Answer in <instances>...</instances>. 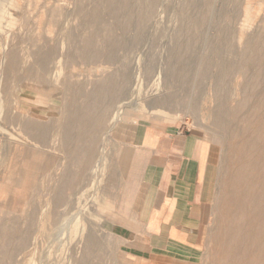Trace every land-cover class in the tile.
<instances>
[{
    "label": "rangeland",
    "instance_id": "1",
    "mask_svg": "<svg viewBox=\"0 0 264 264\" xmlns=\"http://www.w3.org/2000/svg\"><path fill=\"white\" fill-rule=\"evenodd\" d=\"M172 140L200 160L193 229L135 230L196 264H264V242L229 241L252 211L242 165L264 175V0H0V264H129L111 226L153 209L152 142Z\"/></svg>",
    "mask_w": 264,
    "mask_h": 264
},
{
    "label": "crops",
    "instance_id": "2",
    "mask_svg": "<svg viewBox=\"0 0 264 264\" xmlns=\"http://www.w3.org/2000/svg\"><path fill=\"white\" fill-rule=\"evenodd\" d=\"M192 147V141L184 145L173 140L152 142L151 149L156 151L157 156L151 158L149 166L145 169V174L140 166L143 159L141 152L129 151L123 156L122 164L127 168L126 174L129 179L126 189L129 196L141 197L139 181L142 174L149 184L153 185L155 182L153 179L156 177L158 180L151 211L148 210L145 212L146 214H143L142 209H139L141 216L137 221L133 220V223L129 225L122 221V223H114L111 226L116 236L121 239V254L129 264H196L184 257L191 251L189 245H178L179 250L175 251L172 247L173 244L166 246L157 244L153 239L135 230H163L166 232L172 228L170 224L176 222L181 228L188 229L190 227L193 229L191 219L195 211L190 204L194 203V198L197 196L201 165L198 157L192 159L189 156ZM214 152L215 150L211 149L209 164L205 172L207 186L215 183ZM158 175H160L159 179ZM141 203L143 204V202ZM111 205L113 209V204L111 203ZM161 238H165L164 233ZM174 254L180 255V258L174 257Z\"/></svg>",
    "mask_w": 264,
    "mask_h": 264
},
{
    "label": "bare ground",
    "instance_id": "3",
    "mask_svg": "<svg viewBox=\"0 0 264 264\" xmlns=\"http://www.w3.org/2000/svg\"><path fill=\"white\" fill-rule=\"evenodd\" d=\"M125 110L126 109L122 108L118 117H121V115H124ZM162 116H164L165 119H168V120H174V119L178 120L179 119L178 116H173L171 114H168L167 112H163ZM254 169H255V165H254L253 161H251V163H248V165H242L240 175L238 176L239 178L236 182L238 185L242 182V180L244 181V179L247 178V179L251 180V184H253V186H254V191L252 193L247 192V195L244 194V197H245L244 199H246L248 201V203L251 204L252 211H250L249 214H247L245 216V218H246V230L244 232L241 231L239 233L240 227H237V228L233 227L234 231L231 233V236L229 237V241L232 242L234 240L235 244H240L243 241H249V243H250V241L254 240V242L256 241L259 245L263 246L264 229L262 226L264 225V204H262V203H263V197H264V175L260 174L259 178L256 181H254V179L252 177V172L254 171ZM257 184H258V187H257ZM256 187H257V189L259 188L258 189L259 192L258 191L256 192ZM240 190H239V192H240ZM228 222H227V224H228ZM255 224H257L259 226V228H254ZM235 226H236V224H235ZM223 233H225V232H223ZM228 234L229 233H227V235ZM221 235H222V233H221ZM222 246L224 247V245H222ZM223 247H221V249ZM225 257H227V256H225ZM259 257L264 262V256H259ZM243 259L244 258L242 257L241 258V264H244Z\"/></svg>",
    "mask_w": 264,
    "mask_h": 264
}]
</instances>
